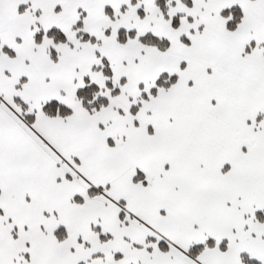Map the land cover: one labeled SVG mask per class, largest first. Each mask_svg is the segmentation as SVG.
Masks as SVG:
<instances>
[{"label": "snow or ice", "instance_id": "1", "mask_svg": "<svg viewBox=\"0 0 264 264\" xmlns=\"http://www.w3.org/2000/svg\"><path fill=\"white\" fill-rule=\"evenodd\" d=\"M0 264H264V0H0Z\"/></svg>", "mask_w": 264, "mask_h": 264}]
</instances>
